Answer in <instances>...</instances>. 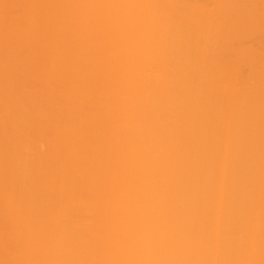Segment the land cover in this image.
<instances>
[{
	"label": "bare ground",
	"instance_id": "bare-ground-1",
	"mask_svg": "<svg viewBox=\"0 0 264 264\" xmlns=\"http://www.w3.org/2000/svg\"><path fill=\"white\" fill-rule=\"evenodd\" d=\"M0 89V264H264V0H0Z\"/></svg>",
	"mask_w": 264,
	"mask_h": 264
},
{
	"label": "rangeland",
	"instance_id": "rangeland-1",
	"mask_svg": "<svg viewBox=\"0 0 264 264\" xmlns=\"http://www.w3.org/2000/svg\"><path fill=\"white\" fill-rule=\"evenodd\" d=\"M18 1V0H16ZM25 36V35H23ZM114 44H118L120 45L121 42L120 41H115ZM3 89H0V92L2 91ZM183 103V102H182ZM181 103V104H182ZM98 126L97 124H94L92 126L91 129H96ZM0 168H4V166L0 165ZM126 173H132V171L130 169H127L125 171ZM3 178H1V175H0V182ZM8 193H10L12 196H18L20 198H24L25 197V192L24 190L21 188V187H17V186H11L8 190ZM253 219L257 222V225L259 228H264V216L263 215H253ZM27 240L28 241H32L33 240V236L31 235L30 232H27ZM253 246H255L256 248H263L264 247V235L263 236H260L258 234V232H256L254 234V237H253Z\"/></svg>",
	"mask_w": 264,
	"mask_h": 264
}]
</instances>
